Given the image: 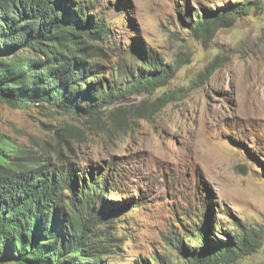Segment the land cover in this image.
Returning <instances> with one entry per match:
<instances>
[{"label": "rangeland", "instance_id": "374dc122", "mask_svg": "<svg viewBox=\"0 0 264 264\" xmlns=\"http://www.w3.org/2000/svg\"><path fill=\"white\" fill-rule=\"evenodd\" d=\"M82 1L110 27L95 42L106 79L124 88L151 53L177 61L175 76L94 112L0 98V137L42 161L106 173V197L128 202L112 214L109 263L192 264L184 227L202 219L261 236L256 252L216 264H264V0ZM236 1L250 10L232 26L207 41L193 34L191 19Z\"/></svg>", "mask_w": 264, "mask_h": 264}, {"label": "trees", "instance_id": "16d2710c", "mask_svg": "<svg viewBox=\"0 0 264 264\" xmlns=\"http://www.w3.org/2000/svg\"><path fill=\"white\" fill-rule=\"evenodd\" d=\"M90 10L82 0H0V98L15 106L49 103L76 114L94 112L175 76L177 61L151 53L124 88L106 79L95 42L110 27ZM249 10L236 1L197 15L188 26L207 41ZM108 188L106 173L42 161L0 137V264H119L104 256L116 246L108 230L116 222L112 214L128 202L107 198ZM194 222L190 231L184 227L188 240L180 247L192 264L236 261L261 246L260 234L244 224L232 233L208 220Z\"/></svg>", "mask_w": 264, "mask_h": 264}]
</instances>
